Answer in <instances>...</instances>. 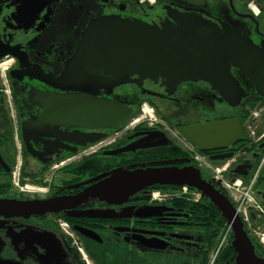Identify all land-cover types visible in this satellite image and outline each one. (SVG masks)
Instances as JSON below:
<instances>
[{
	"label": "flooded vegetation",
	"instance_id": "obj_1",
	"mask_svg": "<svg viewBox=\"0 0 264 264\" xmlns=\"http://www.w3.org/2000/svg\"><path fill=\"white\" fill-rule=\"evenodd\" d=\"M253 2L252 5L250 0H0V198L47 200L77 193L91 179L115 169L192 165L224 195V181L240 180L243 184L252 181L251 195L259 209L248 208L247 219L242 212L238 214L255 254L264 259V245L251 233L256 220L264 223V95L243 72L245 63L237 59L239 46L233 44L231 34L238 32L249 41L242 49L256 47L264 53V0ZM177 12L200 15L206 20L209 28L200 31L201 48L209 54H218L227 64L229 75L221 68L201 80L183 81L175 86L157 77L145 78L140 85L129 81L111 89H99V97L133 109V115L118 129L55 127L45 123L44 116L39 123L33 121L44 110L40 105L44 94L78 93L76 89L80 86H87L83 93H89L90 88H95L94 83L80 80V73L103 75L101 69L86 59L88 54L76 56L81 32L95 19L114 17L161 26L172 22V15H178ZM74 56L78 58L74 67L77 77L69 83L63 79V72ZM84 58L87 61L82 64L79 60ZM107 64L108 61L104 77L114 72ZM143 103L152 107L154 121L135 120L134 114ZM196 127L199 133L192 134ZM183 128L190 137L184 135ZM90 132L102 137L82 145L80 134ZM63 136L68 141H63ZM17 160L20 169L24 167L37 177L40 172L45 174L55 161L60 163L44 194L26 193L13 187L12 170ZM215 170L219 173L216 180L212 179ZM8 177L10 190L3 186ZM165 186L170 185H159ZM142 194L130 197L122 205L91 198L74 209L58 213L0 219L12 224L15 230L23 226L13 224L14 219L32 222V235L28 239L31 261L27 264H58V256L52 250L47 251L43 237L39 238L42 229L38 225L56 231V249L62 251L69 264H100L90 253L96 249L95 244L105 255L107 248L119 245L122 259L134 252L133 259L122 260L124 264H146L148 258L155 259V254L169 252L198 256L197 264H237L232 231L216 250L224 229L220 227L215 246L209 251L217 222L207 221L206 215H194L193 219L190 212L172 201L143 208L149 200ZM230 202L235 207V202ZM107 206L122 209L107 212ZM61 220L66 222V229L60 226Z\"/></svg>",
	"mask_w": 264,
	"mask_h": 264
},
{
	"label": "water",
	"instance_id": "obj_2",
	"mask_svg": "<svg viewBox=\"0 0 264 264\" xmlns=\"http://www.w3.org/2000/svg\"><path fill=\"white\" fill-rule=\"evenodd\" d=\"M177 14L175 16L171 14L173 21L164 22L161 26L114 17L95 19L81 32L76 56L88 54L86 59L90 60L92 66L101 69L103 75L93 76L85 71L80 73V80L94 83L95 88H90L89 93H83L87 86H80L76 89L79 90L78 93L44 94L40 102L44 110L40 111L39 117L33 121L39 123L44 116L45 123L55 127L75 125L92 129L98 127L118 129L133 115V109L120 102L99 97V89L106 87L111 89L129 81L140 85L145 78L157 77L166 79L175 86L183 81L201 80L206 75H212L213 71H221V68L229 75L227 64H224L218 54H209L201 48L200 31L209 28L206 20L196 14L178 12ZM231 34L233 44L239 46L237 59L245 63L243 72L257 85L258 92L264 95V53L256 47L242 49L246 41H249L238 32ZM173 38L178 40L174 41ZM76 56L68 61L63 72V79L69 83L77 77L74 73L78 59ZM86 59L79 61L83 64ZM106 61L107 66L114 70L108 77H104ZM235 65L239 66L237 62ZM131 75H137V78L131 79ZM106 93H109V90ZM184 129H182L184 135L190 137L191 135ZM198 133L199 128H193L192 134ZM101 137L102 134L95 132L82 133L80 142L82 145L93 143ZM62 140L66 142L68 138L63 136ZM193 141L196 142L194 139ZM198 149H201L200 146ZM156 184L185 185L199 191L220 211L231 227L232 246L237 252V264H264V259L255 254L254 246L228 197L217 190L210 181L205 180L199 169L192 165L115 169L91 179L89 185L77 193L55 196L47 200L0 198V217L29 218L31 215L41 216L47 212L58 213L74 209L91 198L109 205H122L130 197Z\"/></svg>",
	"mask_w": 264,
	"mask_h": 264
},
{
	"label": "rangeland",
	"instance_id": "obj_3",
	"mask_svg": "<svg viewBox=\"0 0 264 264\" xmlns=\"http://www.w3.org/2000/svg\"><path fill=\"white\" fill-rule=\"evenodd\" d=\"M142 107H147L151 109L152 107L147 105L146 103H143L141 105ZM153 110V109H152ZM150 115L147 113H143L141 110H138L137 116L135 115V120H140L141 118H146L148 122L154 121L156 116L153 115V111L151 112L149 110ZM134 119V118H133ZM132 119V120H133ZM131 120V121H132ZM75 159V157L73 158ZM77 160V159H76ZM75 161V160H74ZM55 165H52L49 167L47 172L44 174V177L46 180L49 182L50 178L54 172V170L57 167H54ZM23 182L26 183L27 185H35L33 181L29 179V177L23 179ZM49 187V184L46 183L44 186H38L34 188V190H37L39 188L42 189H47ZM160 195L157 199H152L149 198V202L146 205H143L141 207L147 208V207H155V206H161L163 205L164 199L168 197L169 195L163 191H159ZM29 193V192H26ZM37 193V192H36ZM40 194H44V192H38ZM144 196L148 194V191L142 192ZM122 209V207H110L107 206V212H116L118 210ZM257 223L254 222V225L256 227L251 228V233H253L256 237V239L259 241L261 245H264L262 242L261 238L264 236V223L261 225L259 223V220H256ZM61 222L65 221H59V224ZM12 223H17L18 226H23L20 230H15L11 228L12 224H6L4 219H0V226L6 224L4 226V229H0V263L1 264H27V261H31L30 254H29V249H28V239L30 235H32V229L30 226H32V222H23L20 220H12ZM29 223V224H28ZM66 223V222H65ZM32 224V225H30ZM36 226V225H35ZM38 228H41L42 231L39 234H42V236H39V238L43 237L45 244H46V250H52L53 254L55 256H58L57 258V263L58 264H69L68 260L64 259L61 254L62 251L59 252L58 248L56 249L57 243L55 241L56 239V231L47 225H38ZM38 234V235H39ZM264 238V237H263ZM226 240V239H225ZM93 245V244H92ZM96 246V249H91L90 253L91 255L95 258L97 262L100 264H124L122 263V260L128 259L129 255L127 254V257H124L122 259L121 252L120 250L122 249L119 245H117L115 248H107V255L105 253H101L98 250V245H93ZM135 250V249H134ZM133 250V251H134ZM129 253V252H127ZM134 252L133 255H131L129 258L133 259L134 257ZM212 255L210 256V258ZM155 259L152 261L151 258H148L146 260V264H197L198 261V256H185V255H180V254H175L173 252L169 253H160V254H155ZM143 260V259H142Z\"/></svg>",
	"mask_w": 264,
	"mask_h": 264
},
{
	"label": "trees",
	"instance_id": "obj_4",
	"mask_svg": "<svg viewBox=\"0 0 264 264\" xmlns=\"http://www.w3.org/2000/svg\"><path fill=\"white\" fill-rule=\"evenodd\" d=\"M137 112H138V110L136 111V113L134 115H136ZM21 174H22L23 178L29 177V179L31 181H33L34 183L41 184V185H44L47 183V182L46 183L44 182V176H43L44 173L43 172H40L39 176L37 177V175L28 172L23 167L21 169ZM53 177L54 176H52V178ZM3 186H5L7 190H10V188H12L9 177H8L7 183H5ZM156 190L163 191V192L167 193L169 196L166 198V201H172L173 205L180 206L184 210L190 212V214L193 216L192 217L193 219H195L194 215H196V216H199V215L205 216L206 215L207 221L210 222L212 220L214 222H217V227L214 226L215 227L214 228L215 232L213 234L214 241L211 243V246L209 249V251H210L215 246V243H216L215 238L218 236V232L220 230V227L225 228V226H226V220L221 217L220 212L217 210V208L210 201H208V199L204 195H202L201 193H199L195 189L189 188V192L187 194H181L179 192L181 190L180 187H171V186L159 187V185H154V186L149 187L150 192L156 191ZM194 194H198L199 198L198 199L195 198ZM145 198L148 200L149 196H145ZM204 218H200V219L204 220ZM198 219H199V217H197V220ZM208 231H212V229L209 228Z\"/></svg>",
	"mask_w": 264,
	"mask_h": 264
},
{
	"label": "built area",
	"instance_id": "obj_5",
	"mask_svg": "<svg viewBox=\"0 0 264 264\" xmlns=\"http://www.w3.org/2000/svg\"><path fill=\"white\" fill-rule=\"evenodd\" d=\"M250 4L253 5V2L251 1ZM149 110L152 112V109H149L147 107H142V112L147 113L150 115ZM151 116V115H150ZM56 167V165L54 166ZM218 170L214 171V176L213 178L216 180L218 178ZM12 182L16 187H19L21 190H34L33 186H28L24 185L22 186L20 184V163L18 162L12 171ZM251 184L252 181L246 184H243L240 180H236L234 182L230 181H224L222 183V186L224 190L227 192V194L230 196V198L235 202L236 204V211L237 212H242L244 214V218L247 219V209L249 207L259 209L258 206L256 205L252 195H251ZM41 189V188H39ZM38 189V190H39ZM181 194H187L188 188L186 186L181 187V190L179 191ZM160 195L159 191H153L151 192V198L152 199H157ZM195 198H198V194H194ZM60 226L63 229H66V223L61 222ZM229 231V228L223 231L222 235L220 236V239L217 243L216 250H218L224 243L227 233ZM264 237V236H263ZM261 238L262 242L264 243V238Z\"/></svg>",
	"mask_w": 264,
	"mask_h": 264
}]
</instances>
